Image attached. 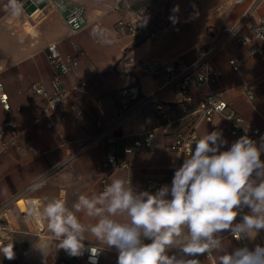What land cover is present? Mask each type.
<instances>
[{
  "label": "crops",
  "instance_id": "crops-1",
  "mask_svg": "<svg viewBox=\"0 0 264 264\" xmlns=\"http://www.w3.org/2000/svg\"><path fill=\"white\" fill-rule=\"evenodd\" d=\"M70 1L85 6L83 28L70 33L63 14L54 10L37 28L36 23L31 22L33 20H28L30 27L24 24L27 32L22 30V33L19 32L23 29L20 23L13 32L5 24L6 9L3 5L8 4V0H0V81L10 102L7 110L0 103V121L9 119L15 123L20 142V147L0 153V204L7 203L11 209L16 208L18 197L37 199L36 207L38 203L64 193L67 206L71 207L81 193L102 192L98 185L97 166L105 153L112 148L121 150L132 142L134 135L147 129L154 128L151 144L129 153V166L112 169L109 181L113 178L131 179L134 186L145 190L147 178L163 179L172 167H178L184 158L171 150L169 143L176 133L187 129L192 117L188 111L196 105L202 89H191L193 100L184 102V108V103L179 102L182 96L177 91L160 88L161 75L142 76L140 82L144 96L175 101L168 116L158 115L155 102L149 99L140 111L113 123L120 89L135 80L119 71L118 64L125 52L144 58L180 56L190 62L195 57L194 47L207 25L223 20L224 10H227V0H131L132 6L145 5L152 11L176 5L182 9L188 3L199 2L190 10H182V18L176 23L158 27L143 39L136 40L129 35H117L114 31L116 20L128 13L125 5L115 9L111 8L112 0ZM252 1L243 0L231 6L227 21L235 20ZM258 8L264 12V0L258 1ZM34 27L36 33L30 34ZM53 40L57 41L63 53L75 54L77 48L82 52L75 70L63 77V85L68 91L64 107L69 118L61 119L58 114L54 115L52 125L46 126L45 118L41 117L42 100L30 91L29 84L34 80H47L52 74L46 45ZM105 40L112 43H104ZM231 57L241 59L238 70H233L228 63ZM213 65L220 71L218 89L229 107L264 133V100L259 95L260 90H264V61L249 56L242 47L228 45L213 57ZM79 76L87 79L82 93L71 89V83ZM252 79H258L259 83L254 88L255 99L250 101L245 94L244 83ZM77 107L81 109L80 113H77ZM229 126L230 121L224 115L215 114L212 120L199 123L198 137L207 131L222 130L230 146L244 134H231ZM97 134L94 141L83 145L91 135ZM79 215L82 222H89L88 217ZM19 219L17 217L18 222ZM22 221L21 230L9 238L13 241L15 258L7 260L0 255V264H57L64 250L52 251L50 236L28 231L31 223ZM89 240L101 249L105 247L90 235ZM248 241L250 248L256 244L264 246V231ZM225 243L239 246L231 237ZM116 260L115 249L105 248L99 255V264H116ZM67 262L83 264L71 256Z\"/></svg>",
  "mask_w": 264,
  "mask_h": 264
},
{
  "label": "clouds",
  "instance_id": "clouds-1",
  "mask_svg": "<svg viewBox=\"0 0 264 264\" xmlns=\"http://www.w3.org/2000/svg\"><path fill=\"white\" fill-rule=\"evenodd\" d=\"M23 2L8 0L6 9L19 16ZM178 11L174 6L172 12ZM228 143L222 130L187 140V158L171 184L155 192L113 178L98 194H79L71 207L64 193L42 201L26 219L44 222L52 251L71 257L87 252L91 264L105 248L115 249L116 264H202L201 256L212 264H264V246L225 243L229 237L254 240L264 231V137L258 142L245 134ZM89 235L105 247H96ZM13 247L0 234V255L13 260Z\"/></svg>",
  "mask_w": 264,
  "mask_h": 264
},
{
  "label": "built area",
  "instance_id": "built-area-1",
  "mask_svg": "<svg viewBox=\"0 0 264 264\" xmlns=\"http://www.w3.org/2000/svg\"><path fill=\"white\" fill-rule=\"evenodd\" d=\"M130 1L112 0L111 8L117 9L125 5L128 10L126 15L116 20L114 31L117 35H129L136 40L143 39L158 27L172 23L170 16H176L177 21H179L182 18V10H190L199 4L198 1H193L184 5L178 12L173 13V8L152 11L145 5L132 6ZM242 1H226L227 10H224L223 20L207 25L204 34L199 37L194 47L195 57L190 62L180 56L171 58L159 56L144 58L137 54H127L125 52L122 62L120 61L118 64V69L135 80L133 83L120 89L113 123L131 117L140 111L149 99L155 102L157 114L161 117H167L175 103L174 100H162L157 97L150 98L144 96L141 92L140 79L142 76L161 75L162 84L160 88L177 91L182 96V99H179L180 103H188L193 100L190 94L193 87L200 88L203 91L196 105L188 111V114H191L192 117L187 129L176 133L169 143V148L179 157L187 158V153L184 151L186 141L192 137H198L197 126L199 123L204 120H212L215 114H222L230 121L229 132L231 134L241 132L259 142L260 138L264 137V133H262L258 126L247 122L235 109L229 107L226 99L218 89L220 71L213 65V57L228 45L242 47L249 56L259 57L264 61V12H261L258 8L259 0H253L235 20L229 22L226 19L230 7ZM6 5H3L4 9H6ZM29 6H31V9H28ZM45 10L61 12L63 14V21L70 33H74L85 26V6L80 3H73L70 0H24L21 14L13 16L6 9L3 21L11 28L12 32L18 29L16 26L18 23L23 25V30H25V22L27 20L34 21L36 18L44 15ZM35 13L36 17L34 18L33 14ZM46 50L47 59L53 68L52 74L47 80L32 81L29 84V89L42 100L41 117L45 118L46 126H51L54 115L58 114L61 119L69 118V114L64 107L68 91L63 85V77L65 74L75 70L82 49L77 48L75 54L63 53L59 50L57 41L53 40L47 43ZM240 61L241 59L237 57L228 59V63L233 70L239 69ZM258 83V79H252L244 83V91L250 101L255 99L254 88ZM86 86L87 79L83 76L77 77L71 83V89L77 93H82L86 89ZM259 95L264 100V90H260ZM0 103L5 110L10 108L8 92L2 81H0ZM183 107L186 108V103H184ZM76 111L80 113L81 109L77 107ZM100 133L102 131L98 132V134ZM98 134L91 135L83 145L94 141ZM153 136L154 128L147 129L134 135L132 142L124 145L121 150L112 148L106 152L97 166L100 189L103 190L105 184L110 182L109 175L112 169L128 167V154L138 148L150 145ZM12 147H20L19 129L9 119L0 121V153H6ZM261 159L264 160V154H262ZM176 168L177 166L172 167L163 179L147 178L144 185L145 190L155 192L158 189L157 186L170 185ZM33 208L35 206L29 207L25 212L18 211L21 219L31 223V229L28 231L37 235L51 236V233L44 226V222L26 219L29 210ZM20 230V224L17 221V217L13 214L11 206L7 203H1L0 234L6 233L10 238L14 232ZM236 242L239 246L244 244L249 246L248 240ZM94 245L100 248L99 245ZM68 257L69 255L65 251H62L57 264H68ZM74 258L83 264H91L89 253L87 252L83 256ZM200 259L202 264H212L205 256H201ZM96 264H99V256L96 259Z\"/></svg>",
  "mask_w": 264,
  "mask_h": 264
},
{
  "label": "bare ground",
  "instance_id": "bare-ground-1",
  "mask_svg": "<svg viewBox=\"0 0 264 264\" xmlns=\"http://www.w3.org/2000/svg\"><path fill=\"white\" fill-rule=\"evenodd\" d=\"M33 17L35 18L36 17V13L33 14ZM25 26L27 28L30 27V24H29V21L27 20L25 22ZM37 202V199L35 198H25V197H18L16 200H15V207L18 211H21V212H25L26 210L29 209V207H33L34 204ZM29 222V221H28ZM40 222V221H39Z\"/></svg>",
  "mask_w": 264,
  "mask_h": 264
},
{
  "label": "rangeland",
  "instance_id": "rangeland-1",
  "mask_svg": "<svg viewBox=\"0 0 264 264\" xmlns=\"http://www.w3.org/2000/svg\"><path fill=\"white\" fill-rule=\"evenodd\" d=\"M28 9H31V6H29ZM230 9H231V7H230ZM53 12H54V10H53V11H47V10H45V14H44V15L40 16L39 18H36L34 21H31V20H30V21H31V22H35V23H36L35 27L37 28V27L41 24V22H42L43 20H45L46 18H48ZM41 18H42V20H41ZM40 20H41V21H40ZM35 27H34V30L29 31L30 34L36 33V30H35L36 28H35ZM22 30H23L22 28L19 29V32H20V31L22 32ZM22 33H23V32H22ZM26 34L29 35L28 33H26ZM12 212H13V214H14L16 217L20 218V215H19L18 210H17L16 208H13V209H12ZM20 221H22L21 218L19 219V224H21ZM22 223L25 225V221H22ZM23 224L20 225V226L23 227Z\"/></svg>",
  "mask_w": 264,
  "mask_h": 264
}]
</instances>
